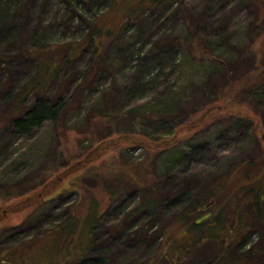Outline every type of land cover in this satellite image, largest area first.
<instances>
[{
  "label": "rangeland",
  "instance_id": "rangeland-1",
  "mask_svg": "<svg viewBox=\"0 0 264 264\" xmlns=\"http://www.w3.org/2000/svg\"><path fill=\"white\" fill-rule=\"evenodd\" d=\"M263 70L264 0H0V264H264L248 211L234 248L180 223L264 157V107L230 104ZM42 98L65 117L15 132Z\"/></svg>",
  "mask_w": 264,
  "mask_h": 264
},
{
  "label": "trees",
  "instance_id": "trees-1",
  "mask_svg": "<svg viewBox=\"0 0 264 264\" xmlns=\"http://www.w3.org/2000/svg\"><path fill=\"white\" fill-rule=\"evenodd\" d=\"M164 1L165 0H149V3L157 4ZM95 34H98V31L95 32ZM92 38L93 35H91V37L88 39L89 45L93 44ZM35 85L40 88H45V84L43 83H36ZM25 97L26 95L23 97V100L21 97L19 98L18 107L22 105ZM201 98L206 99L207 97L205 94H203ZM232 102L233 104L235 103L234 106L232 105ZM207 104H210V100L207 101ZM230 104L235 108L234 112H237L238 108H245L250 111L253 110L255 113L262 112L261 110L264 107V73H262L260 79H255L251 84L244 86L241 91L237 92V94L234 95L233 100H230ZM68 110V104L65 103L64 99L54 102L49 98H42L36 101L34 105L27 110L24 118L14 122L13 130L22 136H28L33 131L42 128L47 122H60L67 114ZM253 118L257 119L258 116L253 115ZM259 125L260 123L258 121L256 123L255 129L258 130L260 128ZM123 138L126 145H136V139H132L130 136ZM156 146L157 145H155V147ZM165 146H170V144L167 142L165 143ZM260 165L264 167V157L260 161L243 163L235 168H232L231 171H236L242 167L245 168V175L248 179L246 180L248 182L246 184L247 186H243V189L241 188L239 191H235L231 194H229V191L225 196L223 195L224 197L217 195L215 193L216 187L211 186V188L206 190V194H204V196L194 203V210H184L180 214V223L183 224L182 226L187 227L188 224H193V222L198 220L200 217L209 215L212 218V222L215 224V226H217V230H223L224 227H227L230 232H235L229 242H220L216 240L211 241L210 243H216L217 247H220L219 244L223 243V247L230 248H234L232 244L236 242L238 233L243 232V230L248 231L250 228V222L246 221L242 225L240 224L241 226L237 228V224L240 221V216L244 215L245 211H248L251 215V227L258 226L260 230L263 229L264 231V175L260 176V178L259 176L256 177V175L254 176V179L251 180L254 172H256V174L261 172L258 171ZM227 190H229V188H227ZM150 206L151 205L149 204V207ZM227 207H232L233 211L230 212L229 208ZM191 214L195 215V219L190 218L193 217ZM225 236L226 235L224 234V238H226ZM262 242L264 247V232ZM183 257H185V255ZM183 257H181V259H183ZM225 257V254L222 253L220 249L219 256H217L216 260L212 264H222L220 260L221 258L225 259ZM256 257L257 254L255 255V258ZM165 260V257H163L158 264H162V262L164 263ZM245 262L249 264V259L245 258Z\"/></svg>",
  "mask_w": 264,
  "mask_h": 264
}]
</instances>
